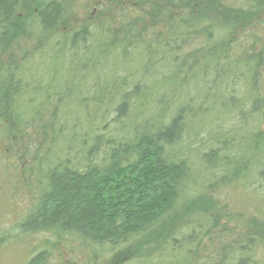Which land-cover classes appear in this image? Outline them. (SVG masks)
Here are the masks:
<instances>
[{"label":"trees","instance_id":"16d2710c","mask_svg":"<svg viewBox=\"0 0 264 264\" xmlns=\"http://www.w3.org/2000/svg\"><path fill=\"white\" fill-rule=\"evenodd\" d=\"M83 2L0 0V177L37 189L2 264H264V0ZM226 197L249 229L211 251Z\"/></svg>","mask_w":264,"mask_h":264},{"label":"rangeland","instance_id":"374dc122","mask_svg":"<svg viewBox=\"0 0 264 264\" xmlns=\"http://www.w3.org/2000/svg\"><path fill=\"white\" fill-rule=\"evenodd\" d=\"M77 2L79 3V5H76V16H74V18L78 17V18H82L85 15L81 14L82 12H84V8H83V0H77ZM91 7H88V9H90ZM83 57V55L81 56ZM140 58L137 60L136 58H130L127 60H120L119 58H117L116 56H106V57H102L99 61L104 62L110 66H113L115 69L118 68V66H125L128 65L129 68H131L135 62L137 63L140 62ZM43 64V66H47V67H53V71L54 70H58L59 72L63 70L64 66H63V62L60 59L59 56L55 57L54 60L51 62L49 61H41ZM48 63H51L50 65ZM76 69V68H74ZM71 69V70H74ZM100 69V68H99ZM110 71V70H109ZM73 73H76V71H74ZM72 73V74H73ZM65 77H59L57 75V77H55L54 81H49V77L48 76H43L41 77V86L45 87L46 85L48 86H55L56 88L61 87V83L63 81H65ZM67 82V81H66ZM66 90L69 91V89L66 88ZM31 95V94H30ZM41 99L43 97L41 96H35V98ZM58 111L61 113L65 112V107L61 106L60 108H58ZM70 112V111H69ZM68 112V113H69ZM66 113V112H65ZM264 130V127H263ZM237 135H240L241 133L238 132L236 133ZM68 136V135H67ZM26 147L24 149L23 146H21V148H23V151L25 154H27L26 156L27 158V162L31 164L29 165V168L27 167V169H32V171H34V167L36 165H38V160H32V157H34L35 154H37L36 152V147L34 145V143H30V145L28 143H26ZM47 146L46 145H42V147L40 148V157L41 154L43 152L46 151ZM35 162V163H34ZM11 163V160H10ZM1 164V163H0ZM18 170V169H17ZM11 171L8 173V175H6V177H2V174H0V235L1 232L5 231L6 229H11L13 228L17 223H19L24 216L27 215V213L32 209V205L35 204V202H33V196L36 195L37 193V189L35 185H31L29 186L30 189H26L25 187L21 186L22 183H24L23 179H21L22 176L18 175V172L21 171ZM18 175V176H15ZM13 177H16L17 180H14ZM14 181L15 186H12L11 182ZM1 183L7 185L6 189H2L1 187ZM4 188V187H3ZM256 188V187H255ZM227 199V200H226ZM226 199L224 198L223 200L220 198L219 201L221 203H223L222 205L227 206V209H220L217 214L220 215L219 217V223L220 225H225L230 232H232L231 234L234 236H223L222 238L215 240V236L214 234H216L218 230L213 231L211 236H209V240H213L212 244H209V241H207V237H203L202 241H201V246L202 247H206L209 248V250L211 251H216L218 250L217 248H221L222 246H224L225 244H228V242L230 243L232 239L238 240L240 241L245 235H247L248 232V219L251 216V212L253 211L252 206L245 204L243 201V204H241V200L236 199L235 197H232L231 200L229 201L230 197H226ZM225 201V203L223 202ZM230 205H237L236 208L240 209L237 210V212H239L242 215H238L236 214V210L232 209V207L229 206ZM247 207L249 208V210H247ZM242 210V213L240 212ZM252 210V211H250ZM250 211V212H249ZM15 233V232H14ZM16 234V233H15ZM217 241V242H216ZM180 243H183V239L180 238ZM216 243V244H215ZM183 247H185L183 245ZM204 249V248H202ZM208 250V252H209ZM4 250H2L0 252V264H2V260L1 258H3L2 253ZM107 249L105 250L106 253ZM102 253V252H100ZM99 253V254H100ZM258 258L263 259V256L258 253L257 254ZM99 256H103V255H99ZM128 264H136L135 262H133L132 260L128 263Z\"/></svg>","mask_w":264,"mask_h":264},{"label":"flooded vegetation","instance_id":"af4514ba","mask_svg":"<svg viewBox=\"0 0 264 264\" xmlns=\"http://www.w3.org/2000/svg\"><path fill=\"white\" fill-rule=\"evenodd\" d=\"M39 260H41L40 264H53V257H46L45 259L41 257L38 259L37 255L34 257H25L18 264H39Z\"/></svg>","mask_w":264,"mask_h":264}]
</instances>
